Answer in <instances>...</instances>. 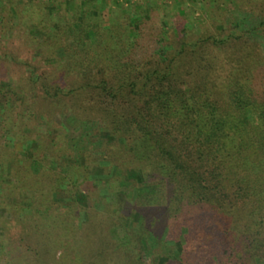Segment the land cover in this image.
I'll return each instance as SVG.
<instances>
[{"label":"trees","instance_id":"obj_1","mask_svg":"<svg viewBox=\"0 0 264 264\" xmlns=\"http://www.w3.org/2000/svg\"><path fill=\"white\" fill-rule=\"evenodd\" d=\"M229 1L171 28L14 11L44 36L0 56V227L25 230L0 264L264 261V0Z\"/></svg>","mask_w":264,"mask_h":264},{"label":"rangeland","instance_id":"obj_2","mask_svg":"<svg viewBox=\"0 0 264 264\" xmlns=\"http://www.w3.org/2000/svg\"><path fill=\"white\" fill-rule=\"evenodd\" d=\"M29 0H0V56L2 57L6 51L16 52L21 58L28 57L30 53L27 50L28 46L33 45L32 39L41 40L44 36V30L36 26L39 20L37 11L35 10L32 15L30 10L26 13L23 12L21 20H18L14 12L24 5L32 6V3H40L41 8L44 9V5L48 7L49 11H60L61 3H64L66 10L72 12V7L81 0H57L47 2V0H33L32 3H28ZM103 6H101L98 12H93L91 6L86 5L84 8L87 17L100 16L103 19V26H108L110 17L115 18L120 15L124 17L131 15L132 25L137 24L141 19L151 18L156 16L157 22L166 28H171L174 21L178 17H184L185 22L190 23L192 26H198L200 24L205 25L209 21L210 9L213 7L214 0H101ZM219 1V0H218ZM221 3L233 8V4L229 0H220ZM48 3V4H46ZM150 7L155 13H148ZM32 11V10H31ZM47 11V10H46ZM33 12V11H32ZM45 12V10H44ZM119 17V18H120ZM142 21V20H141ZM133 31V29H132ZM24 41V42H23ZM23 42V43H22ZM19 48L20 51H18ZM27 50V51H26ZM38 50L30 51L34 54ZM38 57V56H37ZM0 62V77L6 75L5 63ZM13 74L21 73L20 67L14 66ZM10 78V76H9ZM2 85H7L3 83ZM6 88V87H5ZM7 90V89H6ZM8 93V91H5ZM96 179V178H95ZM101 189V196L110 203H113V196L107 191L105 183L99 182ZM2 214V209H0ZM114 236L119 243L125 240L123 231L119 228L114 229ZM6 235L10 240L20 239L25 235V230L20 224L13 221H6L3 227H0V236ZM264 260V259H263ZM260 264H264L261 261Z\"/></svg>","mask_w":264,"mask_h":264}]
</instances>
